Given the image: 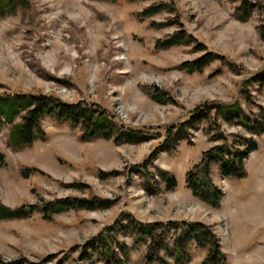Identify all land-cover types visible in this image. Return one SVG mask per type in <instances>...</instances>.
<instances>
[{"label":"rangeland","instance_id":"374dc122","mask_svg":"<svg viewBox=\"0 0 264 264\" xmlns=\"http://www.w3.org/2000/svg\"><path fill=\"white\" fill-rule=\"evenodd\" d=\"M151 1L23 0L12 14L0 17V92H41L64 101L96 103L118 125L153 134L137 142L81 141L78 127L46 116L45 138L17 148L8 141L10 126L0 123L1 204L42 205L68 196L112 201L107 208L68 209L51 219L37 210L27 218L0 220L3 261L41 264V259L52 257L42 264H56L65 257L62 264H143L146 246L133 244L132 235L119 224L108 236V260L105 249L92 251L88 244L114 221H124L127 212L147 223H205L219 239L225 264H264V132L256 136L234 120L217 118L230 142L235 134L257 142L244 158L245 178L225 177L212 165V180L222 191L218 207L200 201L184 182L202 151L220 142L209 138L214 130L207 134L208 123L164 146L165 129L183 122L200 103L237 101L251 121L259 106L264 108V84L259 80L264 72V0H249L246 20L238 16L240 0H164L173 3L172 11L139 18L136 13ZM172 18L195 41L154 49L157 38L180 26L150 22ZM198 44L205 50H196ZM206 50L221 58L201 72L179 67ZM153 92L163 93L166 102L151 98ZM33 167L39 171H30ZM162 170L176 177L174 189L166 188L159 176ZM75 182L88 188L68 186ZM175 237L171 229L169 250ZM82 250L91 257L80 260ZM189 251L191 259L185 264H199L206 254L194 242ZM158 255L165 262L150 264L174 263L170 251L162 248Z\"/></svg>","mask_w":264,"mask_h":264},{"label":"trees","instance_id":"16d2710c","mask_svg":"<svg viewBox=\"0 0 264 264\" xmlns=\"http://www.w3.org/2000/svg\"><path fill=\"white\" fill-rule=\"evenodd\" d=\"M115 1V0H108ZM137 1V0H130ZM17 5L22 6L23 0H0V17L12 14ZM251 2L249 0H240L237 7L238 16L241 20H246L250 15ZM173 3L164 0H152L136 15L139 18L152 16L161 11H172ZM170 23H176L179 29L157 38L154 42V49L169 48L179 44H190L195 41L184 28L182 24L172 18L168 22L154 21L150 22L151 26L163 27ZM264 38V29L262 30ZM196 50H205V46L198 44ZM221 58L220 55L212 51H204L202 54L192 60H185L179 64L186 72H201L205 66ZM260 82L264 84V72L260 77ZM154 100L164 103L166 98L163 93L153 92L150 94ZM96 103H87L84 100L75 102L64 101L52 94L41 92H0V123L8 124V141L17 148L30 146L36 139H44L46 133L42 126V119L51 116L56 119L67 121L72 127L80 129L79 140L90 141L95 138L109 139L113 138L114 142L123 141H145L153 138V134L143 133L141 131L124 128L113 121L106 111H100L95 107ZM243 109L240 104L235 101L231 104H223L217 102H203L195 106L189 111L187 118L177 124L169 125L164 131V146L183 139L189 130L197 127L202 122L208 123L206 129L207 134L213 129L214 133L210 135V139L218 140L209 148L201 153V157L195 164L189 168L184 176L186 187L200 201L218 207L222 196V191L212 180V165L217 164L219 171L228 178L243 179L247 172L244 168V158L248 152L257 148V142L252 136L235 134L234 139L230 142L228 136L224 134L220 126L217 124V118L220 117L225 121H236L242 124L247 130L256 136H260L264 132V108L259 106L257 116L253 121L243 115ZM243 147V148H241ZM156 151L151 154L154 158ZM1 157V155H0ZM30 171H39L37 168H31ZM24 174L25 171H23ZM159 176L164 182L167 189H174L177 185V179L173 174L167 171H159ZM68 186L78 190L88 188V185L79 182L69 183ZM112 201L107 198L96 196L79 197L68 196L55 198L43 202L42 205L21 204L15 208L7 207L0 203V220L23 219L31 216L34 211H41L43 218L51 219L52 214L62 212L68 209H85L95 210L110 207ZM124 221H114L112 226L119 224L121 229L127 231L133 237V244L146 246V252L143 255V264H150L154 260L165 262L158 255L160 249H166L173 255V264H185L191 259L189 246L192 242L197 247L206 251L204 258L199 264H225L226 258L220 251L219 239L211 231L210 226L199 221L187 220H169L166 222H142L136 219L131 213L125 212ZM113 227L102 229L98 235L89 242L92 251L105 249L107 251V260L111 256L108 247L109 233ZM176 233L173 247L169 250L167 237L170 230ZM106 232V233H105ZM122 251H125V245L117 242ZM92 253L85 250L80 251V260H86L91 257ZM65 257L56 260V264H62ZM52 260V257H45L40 260L41 264ZM26 261L16 259L12 261H3L0 258V264H24ZM40 264V263H30ZM113 264H116L115 262Z\"/></svg>","mask_w":264,"mask_h":264}]
</instances>
